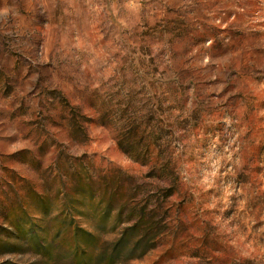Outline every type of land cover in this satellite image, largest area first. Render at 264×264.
I'll return each mask as SVG.
<instances>
[{"label": "rangeland", "instance_id": "rangeland-1", "mask_svg": "<svg viewBox=\"0 0 264 264\" xmlns=\"http://www.w3.org/2000/svg\"><path fill=\"white\" fill-rule=\"evenodd\" d=\"M88 181L155 209L120 264H264V0H0V264H72Z\"/></svg>", "mask_w": 264, "mask_h": 264}, {"label": "trees", "instance_id": "trees-1", "mask_svg": "<svg viewBox=\"0 0 264 264\" xmlns=\"http://www.w3.org/2000/svg\"><path fill=\"white\" fill-rule=\"evenodd\" d=\"M91 182H87L83 187L77 188L76 191L84 196L89 195V208L92 213L80 211L79 217L84 218L89 224L96 221L95 232L100 235L108 233L107 226L110 224L109 232H115V238L110 242H100L99 236L91 230L81 228L75 225L74 205L76 199H69L66 205L68 211L64 218L66 233H70L72 246L68 250V256L72 264H120L129 260L139 258L149 252L155 246V237L158 232L153 233L155 224L154 207L144 200L142 204L135 203L126 210L125 203H121L123 196L119 187L108 188V183L93 191ZM79 186V185H78ZM103 186V187H102ZM84 208L85 203L81 201ZM31 235L34 233L31 231ZM60 235V229L56 236ZM30 238L32 250L41 252L44 255L50 254L49 249L41 247L44 239Z\"/></svg>", "mask_w": 264, "mask_h": 264}]
</instances>
